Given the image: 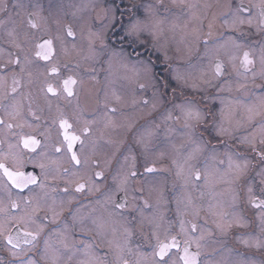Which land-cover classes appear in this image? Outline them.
Segmentation results:
<instances>
[{
	"label": "flooded vegetation",
	"instance_id": "af4514ba",
	"mask_svg": "<svg viewBox=\"0 0 264 264\" xmlns=\"http://www.w3.org/2000/svg\"><path fill=\"white\" fill-rule=\"evenodd\" d=\"M84 1L0 0V161L15 171L22 160L19 170L37 180L16 188L0 172V264H183L186 246L200 253L197 264H229L232 245L254 250L251 264H264V208L251 203L264 200L261 0H91L89 10ZM91 32L101 36L88 40ZM49 38L53 53L45 60L36 45ZM180 42L190 56L176 51ZM185 66L197 71L199 84L175 75ZM69 76L77 81L71 97L63 91ZM49 84L58 95L47 92ZM113 90L117 95L108 97ZM200 93L213 99L206 101V124L201 111L192 116L185 108ZM61 119L83 141L73 146L79 165L63 141ZM200 123L210 145L197 140ZM22 136L40 142L35 151L22 146ZM229 163L237 181L217 172ZM210 166L219 173L212 180ZM207 181L219 185L207 189ZM80 183L86 187L78 192ZM22 217L39 235L13 248L5 237L16 236ZM234 234L241 245L233 244ZM172 237L179 246L161 260L157 245Z\"/></svg>",
	"mask_w": 264,
	"mask_h": 264
},
{
	"label": "snow or ice",
	"instance_id": "6c2138e0",
	"mask_svg": "<svg viewBox=\"0 0 264 264\" xmlns=\"http://www.w3.org/2000/svg\"><path fill=\"white\" fill-rule=\"evenodd\" d=\"M259 7L262 9V16H264V0H261ZM240 11H245V9L240 8ZM240 23H244L243 20H240ZM249 23H251V21H249ZM262 23H264V21H262ZM28 25L35 29L37 28V24L31 19V16H29L28 19ZM68 35L71 36L72 32L71 29H69L68 31ZM36 47L38 49L43 50L38 51L36 54L37 56H41V58L47 60L50 58V56L53 53V40L52 39H43L42 43H37ZM252 61L249 59V53L245 52L244 53V57H243V62H242V66L245 68V70H247V66L249 64H251ZM52 73H57L58 69L56 67H53L50 70ZM216 71H217V75L220 74V65L217 64L216 65ZM76 80L73 79L71 76H69L67 79H65L63 81V91L65 93H67V95L69 97L74 95V92L72 90V85L76 84ZM47 92L51 93L53 96L58 95V90L56 88L53 87V85L49 84L47 86ZM3 121L0 120V124H2ZM60 128L63 130L62 131V135H63V141L67 146V151L71 154V160L74 161L77 165H79L81 163L80 159L77 157L76 152L73 151V146L77 143L80 142L81 144H83V141L81 140V137L79 135L76 134H70L68 132V129H70L72 126L68 123V121L66 119H61L60 120ZM8 128H11L12 125L9 124L7 125ZM84 133L87 134L90 132V129L88 127L84 128ZM40 142L33 136H26V137H21V144L25 149H28L29 151H35V147L39 144ZM250 143V142H249ZM261 144H264V139H261L260 141ZM255 150V149H254ZM57 152L61 151V148L57 147L56 148ZM262 160H264V154L261 155ZM18 163V169L13 171L10 170L9 167L2 161H0V172L3 173V176L7 178L8 183H10L12 185V187H16V188H25L27 187L29 184H35L37 183L36 177H34L33 175L29 174H25V172H23L22 170H19L20 168L23 167V161L20 160L17 162ZM40 167L43 169L44 165H40ZM239 167V166H237ZM146 172H152L154 171L153 168L149 167L145 170ZM97 176L102 175L101 173H97ZM131 176H135L136 173L132 172L130 174ZM196 178L199 179L200 175L199 173L196 174ZM86 187V185L84 183H80L77 185L76 187V191H81ZM122 190V189H121ZM249 191H251V189H249ZM258 198L253 197L251 203L253 204L254 207H259V208H264V200H259V203H257ZM13 207H17V205L13 204ZM117 208L120 207H124V205L122 204H117L116 205ZM260 217L262 220H264V212H261ZM31 218L29 217L28 220H30ZM28 220H26L25 218H20V220L15 221V225L17 226V234L15 237H13L12 235L6 236L5 237V241L6 243H8L9 245H12L13 248H18L19 244L21 241H23L24 243H30V242H34L37 238V236L39 235L38 232H31V231H27L26 228L24 227V225H27ZM238 226L240 225V222L237 221L236 222ZM3 225H0V234H2V229H3ZM218 228H221L222 225H220L219 223L217 224ZM229 227H231V225H229ZM9 231H11L9 229ZM181 231H183V222H181ZM192 231L195 232L196 228L195 225H193L192 227ZM31 238V241H29L28 238ZM202 239V237H201ZM191 242L196 243L197 248L200 247L199 243L196 241V239L194 238ZM185 245H188L190 243L189 240H185ZM178 242L176 237H172L170 241L168 242H159L157 245V251L155 252V255L158 256L161 260H164L165 256L168 255L169 253V249L171 248H176L178 247ZM13 255H17L16 252H13ZM200 255L199 252L196 253H189L188 251V247H184L183 249V254L180 255L178 257V259L180 261L183 262V264H197V257ZM119 259V257H118ZM27 264H33V262L31 260L27 261ZM123 264H128L127 260L123 261Z\"/></svg>",
	"mask_w": 264,
	"mask_h": 264
},
{
	"label": "rangeland",
	"instance_id": "374dc122",
	"mask_svg": "<svg viewBox=\"0 0 264 264\" xmlns=\"http://www.w3.org/2000/svg\"><path fill=\"white\" fill-rule=\"evenodd\" d=\"M92 2L93 1H91V0H88L87 2L86 1L83 2L84 7H85V10H89L88 7L91 6ZM92 21H93V19H92ZM182 24L183 23H181V24L179 23L180 28H181V25ZM173 26L176 28L177 27V23H175ZM185 28L186 27L183 26L182 27V30H184ZM99 33L100 32H97V34L96 33L93 34V32H91L89 34V36H88V34H86V38L88 40H91L94 37H100L101 35H99ZM164 46L167 49H169V50L175 51V47L172 44H164ZM176 47H177V50L176 51H178L182 55L190 56L189 53H186V50H187V45L186 44H185V46H183L181 44V42H180L178 45H176ZM96 52H98V51H96ZM110 56L111 57H114L115 54L112 52L110 54ZM118 61L119 60H115V62H118ZM110 62H113V60H111ZM129 64H131L129 67L131 68L132 72L134 71V73H136V66H133L132 63H130V62H129ZM126 66H128V65H126ZM188 68H190V67L189 66H185V70L184 69H182V70H180V69H174V73H175L176 76H180L181 78H183V81H186L187 83H190L192 85L199 84L200 79H202V78H200L199 74H197V71H195L196 73H194L193 70H192V68H190V70ZM112 79H114V80H112ZM119 79H120V76L117 77L116 75H114V76H111L110 77L109 81H111L112 84L114 82L115 85L114 84L113 85L116 86V82L118 83ZM129 80H131V78ZM130 90H131V85H126L125 84L124 85V92H125V94H126V91H130ZM124 92H122V93H124ZM108 94H109L108 97H110V98H114L117 95L116 94V90H113L111 92L108 91ZM199 95L200 96H194L193 97L194 101L190 102L189 103L190 105L188 107H185V108L186 109H189L190 111H192V116L194 115L193 112H195V111H201L202 117H200V118H201L202 122H205V124H206L210 120L209 117H208V115H206V113L208 111V107H207L206 101H208V100L210 101V100H213V99L211 97L204 99L202 97L201 93ZM195 115H197L196 112H195ZM200 125H201V123H200ZM207 127L208 126H206V125L198 126L197 127V133L196 134L199 136L197 138V140H199L201 142L209 143V145H210L211 144L210 142L212 140L210 139V137H209V135L207 133ZM123 136H124V138L127 137L126 134L123 135ZM129 137L126 138V140H129ZM161 146H164V144H162ZM234 157L236 159V156H234ZM246 166L240 169L242 173H244L245 171L248 170V167H246ZM224 170L225 171H222V170L217 171V172L220 173L221 180H226L227 182H230V180L231 181H237L238 178L240 177V175H236V177H235L234 173L236 174L238 172L236 171L235 167L232 164H230V163L227 164V166H225V169ZM207 172H208V174L210 176V178H209L210 180H212V178H213V176L215 174H219V173H216L215 172V167L214 166H210V168H209V170ZM205 184L207 185V187H206L207 189H211L213 186H216L217 187L219 185L218 183H215L213 181H207ZM233 185H235V184H233ZM220 189H222V187H220ZM223 202H226V204H229L230 203V201L227 202L225 199H223ZM229 225H231V219H229L228 221L225 220L226 240L229 239L228 235H229V233H231V231L227 230V229L230 228ZM234 233H236V232H234ZM233 237H234V238H232L233 244H237V245H241L242 244V243L240 244L239 243L240 240H238V239H241L242 240L241 237H238L236 234H234ZM227 251H228V262H229V264H251V261H249V260L252 259V258H254V257H252V255H250V254L255 252L254 250H248V247L247 246H244L243 249L240 250L238 248H235L234 245H232V247H230V248H227ZM246 251H248V254H246ZM256 261H258L257 258H256Z\"/></svg>",
	"mask_w": 264,
	"mask_h": 264
}]
</instances>
